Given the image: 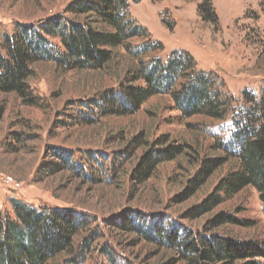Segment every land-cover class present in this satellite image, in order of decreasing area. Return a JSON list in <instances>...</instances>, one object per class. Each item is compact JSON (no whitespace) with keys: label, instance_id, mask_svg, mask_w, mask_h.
<instances>
[{"label":"rangeland","instance_id":"obj_1","mask_svg":"<svg viewBox=\"0 0 264 264\" xmlns=\"http://www.w3.org/2000/svg\"><path fill=\"white\" fill-rule=\"evenodd\" d=\"M72 1L0 0V45L4 34L21 25L69 17L65 10ZM201 2H129L128 15L162 44L156 56L188 52L197 69L223 82L238 110L243 91L257 99L264 93V0H211L216 25L202 21ZM137 64L122 48L98 71H66L40 62L26 82L32 104L0 93V171L21 183L14 190L0 182V212L13 218L9 200L17 199L36 209L86 217L88 227L78 237L89 238L83 264H224L203 263L183 245L198 247L202 238L211 237L264 243V213L254 188L200 209L237 166L230 116L182 119L164 95L148 99L134 114H107L119 105L108 97ZM169 147L178 148L173 157L166 155ZM143 157L150 159L149 167L142 166L139 174ZM218 159L224 161L203 176V165L209 160L217 165ZM202 178L194 187L192 181ZM130 225L145 233L175 230L178 243L147 238ZM256 261L264 264V259Z\"/></svg>","mask_w":264,"mask_h":264},{"label":"trees","instance_id":"obj_2","mask_svg":"<svg viewBox=\"0 0 264 264\" xmlns=\"http://www.w3.org/2000/svg\"><path fill=\"white\" fill-rule=\"evenodd\" d=\"M140 1L73 0L65 10L69 17L57 15L37 26L21 25L12 35L4 34L0 45V93H14L32 104L26 82L35 64L51 62L66 71H98L112 61L116 49L122 48L138 64L126 72L118 89L108 97L119 105L108 109L107 114L131 115L148 99L164 95L170 97L182 119L204 116L220 121L230 116L234 125L231 146L237 166L218 181L200 209L218 206L224 199L252 187L264 213V93L257 99L243 91V106L236 110L235 99L223 90V82L197 69L191 54L173 51L166 59L156 56L163 50L162 44L152 40L148 31L128 15L129 2ZM197 11L202 21L218 23L211 0H202ZM177 149L169 147L166 155L173 157ZM223 161L218 159L216 165L209 160L200 172L205 176ZM149 162L143 157L137 173L141 174L144 165L147 170ZM202 180H193V186ZM9 202L14 217L0 212V264H83L89 238L78 237L88 227L86 217L70 210L36 209L17 199ZM226 221L234 223L231 218ZM129 229L159 242L163 239L178 243L175 230L164 233L155 228L145 233L134 225ZM77 238L78 250L74 245ZM183 247L203 263L261 264L256 260L264 259V243L237 244L211 237L202 238L198 247L192 243Z\"/></svg>","mask_w":264,"mask_h":264},{"label":"built area","instance_id":"obj_3","mask_svg":"<svg viewBox=\"0 0 264 264\" xmlns=\"http://www.w3.org/2000/svg\"><path fill=\"white\" fill-rule=\"evenodd\" d=\"M0 182L6 185L7 187H11L14 190H19L21 188V183L16 181L12 176L4 174L0 171Z\"/></svg>","mask_w":264,"mask_h":264}]
</instances>
